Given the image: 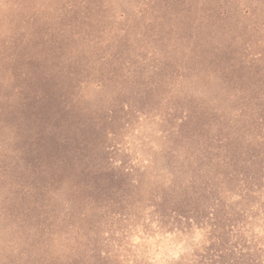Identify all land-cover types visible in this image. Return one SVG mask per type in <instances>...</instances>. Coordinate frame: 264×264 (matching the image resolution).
<instances>
[{"label": "rangeland", "instance_id": "1", "mask_svg": "<svg viewBox=\"0 0 264 264\" xmlns=\"http://www.w3.org/2000/svg\"><path fill=\"white\" fill-rule=\"evenodd\" d=\"M4 229L23 264L64 231V264H264V0H0Z\"/></svg>", "mask_w": 264, "mask_h": 264}, {"label": "clouds", "instance_id": "2", "mask_svg": "<svg viewBox=\"0 0 264 264\" xmlns=\"http://www.w3.org/2000/svg\"><path fill=\"white\" fill-rule=\"evenodd\" d=\"M113 166L119 167L120 165L114 161ZM82 247V239L76 232L64 231L63 233L54 234L46 245L49 257L47 264H51V261L57 260V258H59L57 264H64L68 257L74 255ZM23 255L21 242L16 235L8 229L0 232V264H23V261L19 259ZM168 258H172L171 254ZM153 264H155V261Z\"/></svg>", "mask_w": 264, "mask_h": 264}]
</instances>
